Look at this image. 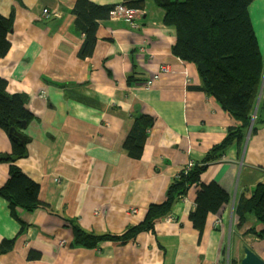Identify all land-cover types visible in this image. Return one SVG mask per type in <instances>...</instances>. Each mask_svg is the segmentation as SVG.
Instances as JSON below:
<instances>
[{"label": "crops", "instance_id": "0c3cea01", "mask_svg": "<svg viewBox=\"0 0 264 264\" xmlns=\"http://www.w3.org/2000/svg\"><path fill=\"white\" fill-rule=\"evenodd\" d=\"M141 1L136 18L101 21L93 54L82 57L77 0H0V14L13 22L0 76L10 94L25 95L31 113L17 130L26 136L23 143L0 128V189L17 166L40 185L44 204L32 211L17 205L14 214L0 194V264H241L245 246L264 259V240L251 232L263 224L248 213L238 226L236 210L240 198L264 182V124L257 120L264 117V69L253 109L257 130L253 125L242 141L233 139L151 229L96 244L81 241L75 231L77 225L95 235H124L148 218L152 204L167 201L185 166L202 162L240 126L198 89L196 65L174 53L177 30L164 23V10L156 0ZM45 8L50 15H43ZM250 14L264 60V0H255ZM163 65L168 71L161 72ZM140 115L154 123L135 159L124 143ZM15 144L25 152L12 160ZM210 182L225 189L230 202L209 213L201 231L190 214L201 185Z\"/></svg>", "mask_w": 264, "mask_h": 264}, {"label": "trees", "instance_id": "16d2710c", "mask_svg": "<svg viewBox=\"0 0 264 264\" xmlns=\"http://www.w3.org/2000/svg\"><path fill=\"white\" fill-rule=\"evenodd\" d=\"M255 0H156L164 10V23L177 30V42L173 51L181 59L196 65L201 77L198 89L216 98L222 108L240 122L235 130H229L222 143L210 150L202 162L185 166L175 177L168 189L167 201L158 206L151 205L148 218L131 226L122 236L95 235L74 226L81 241L98 243L105 237L127 239L138 232L151 229L154 219L168 213L172 205L178 203L193 184L200 183L206 167L231 145L232 140L242 141L244 132L250 127L252 114L261 79L264 60L256 35L250 6ZM128 7L140 9L141 0H125ZM115 5H98L89 0H77L74 13L76 27L85 36L80 50L82 57L93 54L97 43V29L101 21L112 16ZM12 19L0 14V58H4L11 48L8 39ZM133 77V75H131ZM8 81L0 76V128L13 137L22 127V122L31 117L25 107L24 94H10ZM264 104V102H263ZM264 107L262 105L261 109ZM260 109V110H261ZM264 124L261 113L257 117ZM154 118L140 115L135 118L125 140L124 147L130 157L140 159L144 153L149 130ZM11 128L14 130L11 132ZM253 130L256 131V123ZM12 156L20 157L25 148L15 144ZM40 185L29 178L17 166L11 167L10 178L0 194L11 202L12 212L16 206L34 210L44 205L39 199ZM230 202V195L216 182L202 184L196 197L195 209L190 218L194 226L203 231L209 213H219ZM238 226H242L248 213H254L264 226V182L257 184L250 197L242 196L237 204ZM264 240V228L256 231ZM35 255H31L33 258Z\"/></svg>", "mask_w": 264, "mask_h": 264}, {"label": "built area", "instance_id": "2783aa9c", "mask_svg": "<svg viewBox=\"0 0 264 264\" xmlns=\"http://www.w3.org/2000/svg\"><path fill=\"white\" fill-rule=\"evenodd\" d=\"M139 12V9H136V8H131V7H128L125 3L123 4H117L115 5L114 7V11H112V16H116V17H125V18H128L130 20L136 18V14H138ZM43 15L46 16V15H50V10L45 8L43 10ZM168 71V65H163L161 67V72H166ZM160 78V75L157 74L154 76V78H151V79H148L146 84L148 87H151L155 84V82L158 81V79ZM192 165V164H190ZM185 198V196L183 197ZM182 198V199H183ZM169 220L172 219V216H169L168 217ZM219 222L216 221V225H218Z\"/></svg>", "mask_w": 264, "mask_h": 264}, {"label": "water", "instance_id": "95a60500", "mask_svg": "<svg viewBox=\"0 0 264 264\" xmlns=\"http://www.w3.org/2000/svg\"><path fill=\"white\" fill-rule=\"evenodd\" d=\"M255 117L256 114L254 113L252 116V121L249 127V132L252 130V127L254 125V121H255ZM14 130V128H11V132ZM14 139L17 142H22L24 139L25 140V135L22 133H18L16 131V134L13 136ZM12 160H16L18 159V156L14 155L11 157ZM241 264H264V259L262 257H260L252 248H250L249 246H245L244 247V256L241 259Z\"/></svg>", "mask_w": 264, "mask_h": 264}]
</instances>
